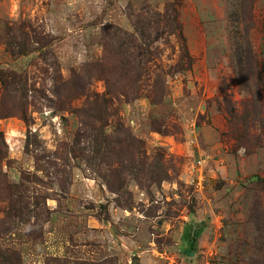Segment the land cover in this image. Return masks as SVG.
Here are the masks:
<instances>
[{
	"label": "rangeland",
	"instance_id": "obj_1",
	"mask_svg": "<svg viewBox=\"0 0 264 264\" xmlns=\"http://www.w3.org/2000/svg\"><path fill=\"white\" fill-rule=\"evenodd\" d=\"M0 134V264H264V0H0Z\"/></svg>",
	"mask_w": 264,
	"mask_h": 264
},
{
	"label": "trees",
	"instance_id": "obj_2",
	"mask_svg": "<svg viewBox=\"0 0 264 264\" xmlns=\"http://www.w3.org/2000/svg\"><path fill=\"white\" fill-rule=\"evenodd\" d=\"M245 9L247 11V8H245ZM169 24L172 27V31L171 32L175 33L176 27L177 26L179 27V25L176 24V20L173 19V22L169 23ZM145 25H146V29H148V30H150L152 28L151 24H143L142 27L145 28ZM119 54H120L121 57H123L122 60L117 61V63H119V65H120L119 69L121 71H123L126 75L132 73V71L134 70L133 64L131 63L133 58L130 55L125 54L124 49H120L119 50ZM242 56L243 55H241V59H242ZM241 59H240V62H241ZM242 60H243L244 64L247 66V61H248L247 57H244ZM23 118L26 120L27 117L23 114ZM0 140H1L0 144L1 145H5V141H3L2 137H1V134H0ZM28 142L30 144V139H29ZM5 154L7 155V153H3V152L0 151V159L7 157V156H5Z\"/></svg>",
	"mask_w": 264,
	"mask_h": 264
}]
</instances>
